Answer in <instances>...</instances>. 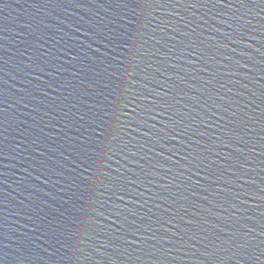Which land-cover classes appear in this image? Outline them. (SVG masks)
I'll return each instance as SVG.
<instances>
[{"label": "water", "instance_id": "water-1", "mask_svg": "<svg viewBox=\"0 0 264 264\" xmlns=\"http://www.w3.org/2000/svg\"><path fill=\"white\" fill-rule=\"evenodd\" d=\"M261 232V0H0V264H264Z\"/></svg>", "mask_w": 264, "mask_h": 264}, {"label": "snow or ice", "instance_id": "snow-or-ice-1", "mask_svg": "<svg viewBox=\"0 0 264 264\" xmlns=\"http://www.w3.org/2000/svg\"><path fill=\"white\" fill-rule=\"evenodd\" d=\"M143 2L145 4H159V5H170V4H172V0H143ZM239 2L243 5V4L247 3L248 0H239ZM261 2L264 3V0H261ZM217 3L221 4V5H224L225 4V0H217ZM225 6L230 7L231 4H227ZM145 99H147V98H145ZM131 103L134 104L135 100H132ZM127 107H128V105L125 104L124 108H127ZM133 111H135V109ZM113 139H115V137H113ZM241 151H243V149H241ZM87 179H89V178H86V180ZM83 195L84 194L81 193L82 197H83ZM119 199L122 200L123 196L119 197ZM119 207L120 206H119L118 203H114V205H113L114 210L118 209ZM116 215H120V213L117 211ZM245 235H247V234H245ZM261 235L264 236V232H261ZM70 236L74 237L75 236V232L72 231ZM121 239H126V238L125 237H121ZM253 239H255V238L253 237ZM132 243H135V240H133ZM261 243L264 244V241H261ZM70 246L71 247H75V245H70ZM119 246L123 247V245H119ZM250 249H251L250 241H249V243H243V244L240 245V253H239V255L246 256L247 260H241V261H239V264H249V262H251L253 260L254 252H252ZM72 254L74 255L75 253H72ZM232 258L235 259L236 258L235 255Z\"/></svg>", "mask_w": 264, "mask_h": 264}]
</instances>
